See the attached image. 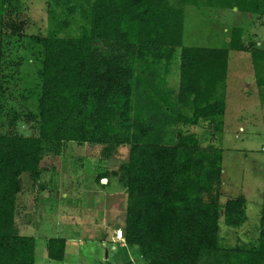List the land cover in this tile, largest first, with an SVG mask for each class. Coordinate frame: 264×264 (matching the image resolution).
I'll return each instance as SVG.
<instances>
[{
	"label": "trees",
	"instance_id": "1",
	"mask_svg": "<svg viewBox=\"0 0 264 264\" xmlns=\"http://www.w3.org/2000/svg\"><path fill=\"white\" fill-rule=\"evenodd\" d=\"M18 1L1 0L7 14L0 16V264H36L35 238L22 236L15 226L22 176L37 187L48 171L47 146L63 143L129 146V160L121 168L128 193L125 243L145 264H264V212L256 242L224 247L219 220L234 228L244 225L247 200L219 202L220 192L214 194L222 153L206 156L210 172L202 176L198 140L180 128L222 124L226 99L219 91L228 77L230 52L246 50L243 30L233 31L227 48L187 47L185 13L176 0H55L67 18L39 41V58L35 53L30 58L39 69L41 98L38 112L27 115L38 134L26 136L16 132L14 120L5 123L3 108L14 79L10 72L20 70L19 63L5 60L4 49L13 48L2 38L22 36L25 23L13 19L10 9ZM220 5L264 14V0H221ZM52 14L53 20L58 14ZM75 14L84 21L81 32L63 36ZM251 47L261 72L264 50L257 43ZM175 67L180 72L177 93L166 81ZM258 84L264 85L260 76ZM101 178L109 176L97 181ZM66 245L63 238L50 239L48 259L63 262Z\"/></svg>",
	"mask_w": 264,
	"mask_h": 264
},
{
	"label": "rangeland",
	"instance_id": "2",
	"mask_svg": "<svg viewBox=\"0 0 264 264\" xmlns=\"http://www.w3.org/2000/svg\"><path fill=\"white\" fill-rule=\"evenodd\" d=\"M176 2L185 13L183 36L187 47L227 48L233 31L243 30L242 42L246 50L230 52L228 77L219 91L226 99L223 125L200 122L198 126L182 125L180 128L185 135H193L198 140V157L205 165L199 170L202 176L210 172L211 162L206 156L219 151L222 153V176L214 196L220 192L218 200L223 204L229 199L244 196L247 200V222L234 228L228 226L221 217V244L227 248L248 247L259 238L260 218L264 212V85L259 87L258 84L259 76L264 79V65L261 72H257L251 57L254 49L251 46L255 43L264 50V14L225 8L220 5L221 0H205L199 6L183 5L180 0ZM10 9L12 18L16 17L25 25L22 36L2 35L3 39L10 40L9 46L13 48L4 49L5 60L20 64L17 73L16 69L10 72L14 79L11 80L9 94L4 97L3 108L8 111L5 123L14 120L16 132L33 136L38 134V130L27 115L38 112L41 89L39 69L34 68L35 65L29 61L34 53L35 58H39L42 52L39 41L55 30L57 24L65 21L66 9L56 6L55 0H19ZM52 12L58 14L53 20ZM6 14L7 10L3 9L0 0V16ZM74 17L69 28L62 31L63 36H77L81 32L84 21L78 14ZM15 51L20 55L15 56ZM179 78L177 67L166 77L168 89L173 93L178 91ZM185 112L191 115V108L186 107ZM4 132H8L6 127ZM47 152L44 161L48 171L53 167L54 174H43L38 186L48 191L54 188L51 192L55 191L56 194L46 198L42 195L41 202L37 198L34 200L39 188L32 189L27 182L28 175H23V191L18 198L15 219L18 232L36 240V264H127L131 261L133 264H145L136 250L121 247L111 240V233L125 226L128 193L121 168L129 160V146L49 144ZM105 173L111 184L118 183L119 189L124 192L122 197L117 193L107 194L98 190L97 178ZM71 215L87 221L84 226L77 227L67 221ZM104 216L107 222L102 223ZM90 217L100 226L99 232H96L97 229L90 230V227L95 226L94 221H89ZM84 233H91L92 239H82L81 246L77 244L76 253L70 249L66 263L48 259V239L65 234L75 237L79 242V237Z\"/></svg>",
	"mask_w": 264,
	"mask_h": 264
},
{
	"label": "crops",
	"instance_id": "3",
	"mask_svg": "<svg viewBox=\"0 0 264 264\" xmlns=\"http://www.w3.org/2000/svg\"><path fill=\"white\" fill-rule=\"evenodd\" d=\"M43 174H48V175H52V174H54V171H53V167L51 168L50 167V170L48 171V172H44ZM43 174H42V176H43ZM42 178V177H41ZM100 181H101V183H100ZM105 182H107V183H105ZM96 184H97V188H98V190L99 191H101V192H106L107 194H110V193H108V192H113V193H117L116 195H118V196H123V194H124V192H121V190L119 189V187H118V183L117 184H115V183H110V181H109V178L108 179H103V178H101L99 181H96ZM39 188V191L37 192V197H35L34 198V200H36V198H37V200L39 201V202H41V200H43L42 199V197L44 196L45 198L46 197H49V196H52V195H55L56 193H55V191H54V193H52L53 191L52 190H54V188L53 189H49V191L47 190V188H42L41 189V187H38ZM52 191V192H51ZM56 191H58V188L56 189ZM124 191V190H123ZM50 192V193H49ZM120 193H122V194H120ZM43 195V196H42ZM67 196V195H66ZM115 196V195H114ZM68 197V196H67ZM110 197V196H109ZM37 201V202H38ZM35 203V202H34ZM31 204H33L32 202H31ZM32 207V206H31ZM125 217H126V215H125ZM67 221L68 222H70V223H74L77 227H80V226H84V224L86 223V221L87 220H84L83 221V219L81 218V219H77V216H75V215H71L70 217H68L67 218ZM89 221H94L93 219H92V217H90V220ZM102 221V223H104V222H107V219L105 218V216L103 217V219L101 220ZM125 221V220H124ZM95 222V221H94ZM94 225L95 226H93V227H90V230H96V232L98 231L99 232V228H100V226L98 225V223L97 222H95L94 223ZM103 225V224H102ZM104 227H106L105 225H104ZM119 228H123V227H119ZM118 229V228H117ZM117 229H115L112 233H111V240H112V243H119L120 245H121V247H128V248H131L132 249V247H130V246H127L126 244H123L122 242H120V241H118V240H116V237H115V231H117ZM89 229H88V231H90ZM66 234V233H65ZM63 235V236H58V237H52V238H63V239H65L66 241H67V245H66V252H65V260L63 261V263H66V260H67V255H68V253H69V251H70V249H72V250H75L74 252L76 253V251H77V249H78V247H79V245L81 246V242L83 241L82 239H85V238H87V239H92V235H91V233L90 234H86V233H84V235L82 234L81 236L82 237H79L80 239H79V242L76 240V239H74L75 237H73V236H68V235ZM52 238H50V239H52ZM50 239H48L47 240V242L50 240ZM105 241V240H104ZM103 241V242H104ZM47 242H46V247H47ZM77 244H79L78 246H77ZM133 251L135 250V249H132ZM127 263V262H126Z\"/></svg>",
	"mask_w": 264,
	"mask_h": 264
},
{
	"label": "built area",
	"instance_id": "4",
	"mask_svg": "<svg viewBox=\"0 0 264 264\" xmlns=\"http://www.w3.org/2000/svg\"><path fill=\"white\" fill-rule=\"evenodd\" d=\"M115 237H116V240L122 242L123 244H126L124 228H118L117 231H115Z\"/></svg>",
	"mask_w": 264,
	"mask_h": 264
},
{
	"label": "water",
	"instance_id": "5",
	"mask_svg": "<svg viewBox=\"0 0 264 264\" xmlns=\"http://www.w3.org/2000/svg\"><path fill=\"white\" fill-rule=\"evenodd\" d=\"M136 249H138V247H136Z\"/></svg>",
	"mask_w": 264,
	"mask_h": 264
}]
</instances>
